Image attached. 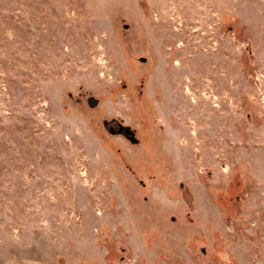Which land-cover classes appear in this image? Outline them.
<instances>
[{"label": "rangeland", "instance_id": "374dc122", "mask_svg": "<svg viewBox=\"0 0 264 264\" xmlns=\"http://www.w3.org/2000/svg\"><path fill=\"white\" fill-rule=\"evenodd\" d=\"M0 264H264V0H0Z\"/></svg>", "mask_w": 264, "mask_h": 264}, {"label": "water", "instance_id": "95a60500", "mask_svg": "<svg viewBox=\"0 0 264 264\" xmlns=\"http://www.w3.org/2000/svg\"><path fill=\"white\" fill-rule=\"evenodd\" d=\"M86 103H87V105H88L89 107H92V106L95 105L96 100H95L94 98H92V97H88L87 100H86Z\"/></svg>", "mask_w": 264, "mask_h": 264}]
</instances>
